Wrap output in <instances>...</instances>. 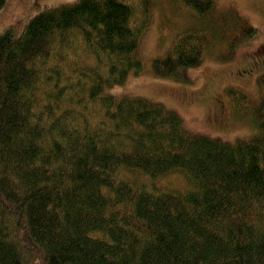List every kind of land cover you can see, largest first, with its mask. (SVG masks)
I'll return each instance as SVG.
<instances>
[{
  "label": "trees",
  "instance_id": "1",
  "mask_svg": "<svg viewBox=\"0 0 264 264\" xmlns=\"http://www.w3.org/2000/svg\"><path fill=\"white\" fill-rule=\"evenodd\" d=\"M170 4L181 26L157 77L181 81L257 32L216 0ZM152 9L77 0L0 32V264H264V75L256 101L226 89L252 128L233 142L108 93L145 71Z\"/></svg>",
  "mask_w": 264,
  "mask_h": 264
},
{
  "label": "rangeland",
  "instance_id": "2",
  "mask_svg": "<svg viewBox=\"0 0 264 264\" xmlns=\"http://www.w3.org/2000/svg\"><path fill=\"white\" fill-rule=\"evenodd\" d=\"M75 1L6 0L0 9V32L9 27L21 31L39 12ZM216 2L221 9H236L257 29L252 38L236 46L230 58L219 59L221 51L213 50L200 66L184 69L185 79L181 81L154 75L151 60L165 53L181 22L176 15L177 7L170 0H152V25L142 47L145 71L130 76L123 85L108 89V93L118 98L140 96L159 102L179 113L193 133L232 142L249 136L252 128L241 115L232 112L226 89L236 87L255 101L260 95L259 78L264 75V0ZM171 182L179 184L181 179L174 178Z\"/></svg>",
  "mask_w": 264,
  "mask_h": 264
}]
</instances>
